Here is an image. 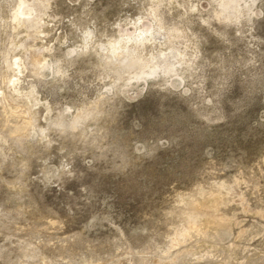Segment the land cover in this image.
Returning <instances> with one entry per match:
<instances>
[{"label": "rangeland", "instance_id": "obj_1", "mask_svg": "<svg viewBox=\"0 0 264 264\" xmlns=\"http://www.w3.org/2000/svg\"><path fill=\"white\" fill-rule=\"evenodd\" d=\"M0 264H264V0H0Z\"/></svg>", "mask_w": 264, "mask_h": 264}, {"label": "bare ground", "instance_id": "obj_2", "mask_svg": "<svg viewBox=\"0 0 264 264\" xmlns=\"http://www.w3.org/2000/svg\"><path fill=\"white\" fill-rule=\"evenodd\" d=\"M20 1H23V0H20ZM116 49H117V48L115 47V50H116ZM34 60H38V58L35 57Z\"/></svg>", "mask_w": 264, "mask_h": 264}]
</instances>
